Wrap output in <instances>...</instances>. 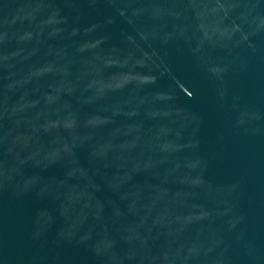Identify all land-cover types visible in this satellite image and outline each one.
<instances>
[{
  "label": "water",
  "instance_id": "95a60500",
  "mask_svg": "<svg viewBox=\"0 0 264 264\" xmlns=\"http://www.w3.org/2000/svg\"><path fill=\"white\" fill-rule=\"evenodd\" d=\"M0 264H264V0H0Z\"/></svg>",
  "mask_w": 264,
  "mask_h": 264
}]
</instances>
